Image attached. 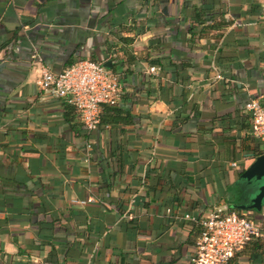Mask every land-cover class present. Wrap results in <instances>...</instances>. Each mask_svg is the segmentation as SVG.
I'll return each mask as SVG.
<instances>
[{"label": "crops", "instance_id": "crops-1", "mask_svg": "<svg viewBox=\"0 0 264 264\" xmlns=\"http://www.w3.org/2000/svg\"><path fill=\"white\" fill-rule=\"evenodd\" d=\"M263 5L0 0V264H191L184 214L251 213L239 185L264 153L244 109L264 106ZM86 58L116 64L133 123L87 131L39 87L42 67Z\"/></svg>", "mask_w": 264, "mask_h": 264}, {"label": "built area", "instance_id": "built-area-1", "mask_svg": "<svg viewBox=\"0 0 264 264\" xmlns=\"http://www.w3.org/2000/svg\"><path fill=\"white\" fill-rule=\"evenodd\" d=\"M264 11V5L262 7ZM40 59V58H38ZM158 67L151 66L155 73ZM121 73L90 58L80 59L58 72L41 68L39 87L54 97L64 98L78 112L87 131L100 125L103 105H116L122 95ZM251 120V133L264 148V106L255 98L244 105ZM235 165V163H232ZM92 198L81 201L86 203ZM196 224L197 231L191 255V264H232L236 255L251 241L261 243L264 264V211L259 221L230 211L226 206L210 208L201 217L184 214Z\"/></svg>", "mask_w": 264, "mask_h": 264}, {"label": "trees", "instance_id": "trees-1", "mask_svg": "<svg viewBox=\"0 0 264 264\" xmlns=\"http://www.w3.org/2000/svg\"><path fill=\"white\" fill-rule=\"evenodd\" d=\"M90 59H93V58H90ZM93 60H95V59H93ZM74 62H70L68 65H71ZM110 69L117 71L116 64H113ZM121 96H123V95H121ZM183 104L184 103H182V105ZM69 105L75 109V107L73 105H71V104H69ZM133 120H134V116L132 115L130 110L119 105V102L116 105H103L102 106V110L100 113V124H109L112 126L118 125V124H131V123H133ZM230 211H234V210L231 209ZM257 213L259 215L261 214V212H257ZM238 214L242 215L239 212H238ZM254 220L259 221L258 218H254ZM261 248L262 247H261L260 241H258V240L251 241L242 251H240L236 255V257L238 255H248L251 263L261 264L263 261V256H262L263 253H262Z\"/></svg>", "mask_w": 264, "mask_h": 264}, {"label": "water", "instance_id": "water-1", "mask_svg": "<svg viewBox=\"0 0 264 264\" xmlns=\"http://www.w3.org/2000/svg\"><path fill=\"white\" fill-rule=\"evenodd\" d=\"M104 65L111 67V62L106 61ZM249 188L244 190V197H248L249 202L238 205L240 209L254 210L260 212L264 202V153L257 156L254 161L241 173Z\"/></svg>", "mask_w": 264, "mask_h": 264}, {"label": "rangeland", "instance_id": "rangeland-1", "mask_svg": "<svg viewBox=\"0 0 264 264\" xmlns=\"http://www.w3.org/2000/svg\"><path fill=\"white\" fill-rule=\"evenodd\" d=\"M247 188H249V185H248V183L245 181V180H243V183H241L240 185H239V190H241V191H244L245 189H247ZM236 192V190H235V188H230L229 189V197L230 198H233V195H234V193ZM248 197H244L243 198V202L244 203H246V202H248ZM262 209H263V211H264V202H263V207H262ZM262 211V210H261ZM260 211V212H261ZM244 215L246 216V217H249V218H252V219H254V218H260V215L257 213V212H255L254 210L253 211H251V213L250 212H245V210H244Z\"/></svg>", "mask_w": 264, "mask_h": 264}, {"label": "flooded vegetation", "instance_id": "flooded-vegetation-1", "mask_svg": "<svg viewBox=\"0 0 264 264\" xmlns=\"http://www.w3.org/2000/svg\"><path fill=\"white\" fill-rule=\"evenodd\" d=\"M248 202H249V200H248ZM248 202H246V204H247ZM243 203H244V202H243Z\"/></svg>", "mask_w": 264, "mask_h": 264}]
</instances>
